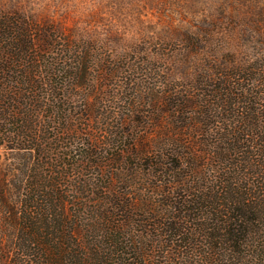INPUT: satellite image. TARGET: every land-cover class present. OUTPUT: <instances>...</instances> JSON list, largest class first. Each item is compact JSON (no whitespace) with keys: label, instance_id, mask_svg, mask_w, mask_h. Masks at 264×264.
<instances>
[{"label":"trees","instance_id":"obj_1","mask_svg":"<svg viewBox=\"0 0 264 264\" xmlns=\"http://www.w3.org/2000/svg\"><path fill=\"white\" fill-rule=\"evenodd\" d=\"M222 42L0 12V264H264V33Z\"/></svg>","mask_w":264,"mask_h":264},{"label":"rangeland","instance_id":"obj_2","mask_svg":"<svg viewBox=\"0 0 264 264\" xmlns=\"http://www.w3.org/2000/svg\"><path fill=\"white\" fill-rule=\"evenodd\" d=\"M25 8L27 16L74 37L94 38L113 53L174 48L186 34L202 31L236 49L235 40L264 33V0H30ZM13 11L24 14L13 0H0V12Z\"/></svg>","mask_w":264,"mask_h":264},{"label":"clouds","instance_id":"obj_3","mask_svg":"<svg viewBox=\"0 0 264 264\" xmlns=\"http://www.w3.org/2000/svg\"><path fill=\"white\" fill-rule=\"evenodd\" d=\"M29 2L30 0H13V3H15L18 8H23L26 16L29 15V13L27 12L25 6L29 4Z\"/></svg>","mask_w":264,"mask_h":264}]
</instances>
